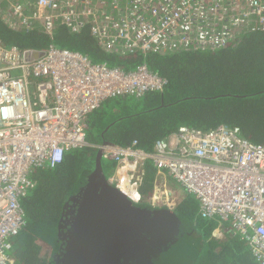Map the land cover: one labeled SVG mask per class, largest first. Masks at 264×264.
Masks as SVG:
<instances>
[{
	"label": "built area",
	"instance_id": "obj_1",
	"mask_svg": "<svg viewBox=\"0 0 264 264\" xmlns=\"http://www.w3.org/2000/svg\"><path fill=\"white\" fill-rule=\"evenodd\" d=\"M5 1L10 27L51 34L58 25L73 33L89 25L102 49L122 56L216 50L246 30H264V0H0L3 7ZM37 51L30 57L0 39V264L14 263L12 239L27 226L22 200L36 187L34 172L90 145L87 119L105 100L162 92L168 83L147 63L124 70L53 44ZM96 147L116 163L111 182L122 190L125 178L134 202L142 199L136 171L152 161L196 197L202 218L230 222L264 264V145L239 126L181 125L153 151L136 140ZM167 197L164 205L174 209ZM159 204L154 196L152 205Z\"/></svg>",
	"mask_w": 264,
	"mask_h": 264
},
{
	"label": "trees",
	"instance_id": "obj_2",
	"mask_svg": "<svg viewBox=\"0 0 264 264\" xmlns=\"http://www.w3.org/2000/svg\"><path fill=\"white\" fill-rule=\"evenodd\" d=\"M0 8V39L6 45L45 49L53 43L79 51L92 61L106 62L124 70L147 63L151 71L168 79L162 92L117 96L107 99L106 106L104 101L87 119L90 145L72 148L61 164L34 172L36 187L22 200L27 226L12 239L10 254L16 264L51 263L50 253L52 247L58 245L60 225L65 217L74 213L82 189L81 177L94 167L99 150L96 145L104 141L127 146L136 140L138 147L153 151L158 138L181 125L209 130L227 124L239 126L243 136L264 145V30H246L230 44L216 50L122 56L102 49L89 25L75 33L63 25H58L51 34L40 29L27 32L10 27L4 20L6 9L1 2ZM92 127L98 128L97 135L92 134ZM104 161L107 162L103 163L105 168L109 161ZM110 165L111 169H106L111 172L115 165ZM153 167L151 161L143 165L146 173L139 187L140 205H151ZM182 200V203L177 202L174 211L187 222L186 236L197 247L189 264H260L249 243L231 227L224 225L223 236H214L218 222L202 218L197 205H187V201ZM43 223L50 229V237L45 235L47 239L35 230L37 224Z\"/></svg>",
	"mask_w": 264,
	"mask_h": 264
},
{
	"label": "water",
	"instance_id": "obj_3",
	"mask_svg": "<svg viewBox=\"0 0 264 264\" xmlns=\"http://www.w3.org/2000/svg\"><path fill=\"white\" fill-rule=\"evenodd\" d=\"M102 161L98 150L50 264H189L197 247L186 236L187 222L170 207L134 202L111 182Z\"/></svg>",
	"mask_w": 264,
	"mask_h": 264
},
{
	"label": "crops",
	"instance_id": "obj_4",
	"mask_svg": "<svg viewBox=\"0 0 264 264\" xmlns=\"http://www.w3.org/2000/svg\"><path fill=\"white\" fill-rule=\"evenodd\" d=\"M4 13H5V15H4V20H5V22L7 21L6 20V12H5V10H4ZM7 23V22H6ZM8 24V23H7ZM9 25V24H8ZM10 26V25H9ZM69 29V28H68ZM70 30V29H69ZM41 31H43V30H41ZM71 31V30H70ZM97 41V40H96ZM51 44H53V43H51ZM50 44V45H51ZM98 44V43H97ZM54 45V44H53ZM49 47V46H48ZM47 47V48H48ZM137 97V96H136ZM105 160V159H104ZM107 161H109L108 162V166H106L105 168H104V171L107 173V172H110L109 171V169H106V168H110V164L111 163H113V165H115V166H113V169L111 170V172L110 173H107V174H109V176L108 177H110L113 173H114V171H115V168H116V163L114 162V161H111L110 162V160H107ZM151 163H152V161H151ZM153 164V163H152ZM154 166V165H153ZM111 169V168H110ZM153 171H155V174H154V186H153V192H152V194H151V196H150V198H149V201H150V203H151V205H152V199H153V197L154 196H158L159 197V200H160V204L159 205H157V206H166V205H164V201H165V199H166V196H167V194H168V196L169 197H167V199H169V200H172V201H174L175 202V204H177V200H178V198L179 197H183V196H181L180 194H178V192L176 191V189H175V184H178L179 186H180V184L175 180V179H173V178H171L166 172H159L156 168H155V166L153 167ZM137 174H138V176L141 178V180H142V178H143V176L145 175V173H146V170H145V168H141V167H139L138 169H137ZM106 174V175H107ZM140 187V186H139ZM181 187V186H180ZM182 199H184V198H182ZM181 199V201H183ZM185 200V199H184ZM180 201V202H181ZM163 202V203H162ZM182 203V202H181ZM198 208H199V206H198ZM198 212H199V209H198ZM199 216H200V214H199ZM213 234H214V236H216L217 237V235H222L223 236V232L221 231V229L219 228V226H217L215 229H214V231H213ZM14 258V257H13ZM13 264H16L15 263V260H14V263Z\"/></svg>",
	"mask_w": 264,
	"mask_h": 264
},
{
	"label": "rangeland",
	"instance_id": "obj_5",
	"mask_svg": "<svg viewBox=\"0 0 264 264\" xmlns=\"http://www.w3.org/2000/svg\"><path fill=\"white\" fill-rule=\"evenodd\" d=\"M7 3H9L10 4V1H7ZM3 4H5V3H3ZM9 4H5L4 5V7L3 8H7V6L9 5ZM0 9H2V8H0ZM93 62H96V60H94ZM132 98H135V97H132ZM136 99V98H135ZM106 101V100H105ZM107 105V101L104 103V106H106ZM91 129V128H90ZM91 132H92V134L93 135H97L98 134V132H99V130H98V128L97 127H92V129H91ZM99 138V137H98ZM104 164L105 163H107L106 161H104L103 162ZM106 166H108V164L106 165ZM108 173V172H107ZM170 176V175H169ZM171 177V176H170ZM171 178H173V177H171ZM174 179V178H173ZM176 186H175V189H176V191L178 192V194H180L181 196H183V197H179L178 198V200H177V202L179 203L180 201H181V199L182 198H184L185 199V201H187V205H190V204H192L193 206L194 205H197V206H199V201L196 199V197L195 196H193V195H191V194H188L187 192H186V190L183 188V187H180L178 184H175ZM31 192V191H30ZM30 195V194H29ZM191 205V206H192ZM27 216V215H26ZM217 222H218V226H219V228L221 229V231L223 232V227H224V225H225V227H231V223L230 222H228V221H225L224 223L223 222H221L220 220H217V219H215ZM33 220H31V222H32ZM59 224V223H58ZM47 224H45V223H43V224H37V226H36V231L39 233L40 232V234H42V235H44V238H45V235L46 236H49L50 237V235H51V233H50V229L49 228H47V226H46ZM59 226V225H58ZM50 233V235H48ZM217 237H222V235H217ZM45 239H47V238H45ZM50 242H52L51 241V239L49 240ZM49 241H47V242H49ZM11 252V251H10ZM14 260H15V258H14ZM16 263V262H15Z\"/></svg>",
	"mask_w": 264,
	"mask_h": 264
},
{
	"label": "bare ground",
	"instance_id": "obj_6",
	"mask_svg": "<svg viewBox=\"0 0 264 264\" xmlns=\"http://www.w3.org/2000/svg\"><path fill=\"white\" fill-rule=\"evenodd\" d=\"M25 50H26V49H25ZM28 50H30L29 56H30V57H34L33 53H34L35 51L39 50V49H28ZM121 169H123V164L120 165L118 171L120 172ZM121 172H122V171H121ZM126 185H127V184H126V180H125V178H124V182H123L122 190H124L125 193H127V194L130 195L131 197L135 198L136 196H135L133 190L128 189V188L126 187Z\"/></svg>",
	"mask_w": 264,
	"mask_h": 264
},
{
	"label": "flooded vegetation",
	"instance_id": "obj_7",
	"mask_svg": "<svg viewBox=\"0 0 264 264\" xmlns=\"http://www.w3.org/2000/svg\"><path fill=\"white\" fill-rule=\"evenodd\" d=\"M74 205H75V203H74ZM70 215H71V214H70ZM70 215H69V216H70ZM69 216H68V217H69ZM66 218H67V217H65V219H66ZM66 230H67V229H64V228L62 227V224H61V225H60V229H59V231H61V232H66ZM62 235H63V234H61V236H62ZM60 242H61V241H60ZM60 242H59V244H60ZM51 252H52V251H51Z\"/></svg>",
	"mask_w": 264,
	"mask_h": 264
},
{
	"label": "clouds",
	"instance_id": "obj_8",
	"mask_svg": "<svg viewBox=\"0 0 264 264\" xmlns=\"http://www.w3.org/2000/svg\"><path fill=\"white\" fill-rule=\"evenodd\" d=\"M46 49V48H45ZM108 142V141H107ZM102 160H104L103 158H102ZM110 178V177H109Z\"/></svg>",
	"mask_w": 264,
	"mask_h": 264
}]
</instances>
